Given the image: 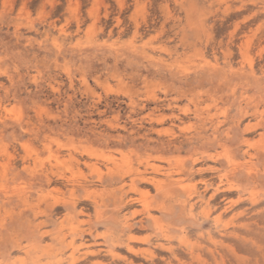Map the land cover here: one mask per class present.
<instances>
[{
    "label": "rangeland",
    "instance_id": "1",
    "mask_svg": "<svg viewBox=\"0 0 264 264\" xmlns=\"http://www.w3.org/2000/svg\"><path fill=\"white\" fill-rule=\"evenodd\" d=\"M0 264H264V0H0Z\"/></svg>",
    "mask_w": 264,
    "mask_h": 264
}]
</instances>
